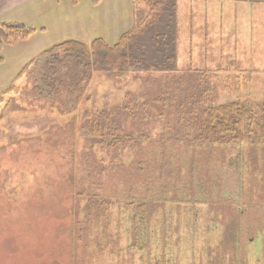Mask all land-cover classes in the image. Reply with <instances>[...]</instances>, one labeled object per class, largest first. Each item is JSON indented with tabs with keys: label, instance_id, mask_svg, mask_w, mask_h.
Returning a JSON list of instances; mask_svg holds the SVG:
<instances>
[{
	"label": "rangeland",
	"instance_id": "obj_1",
	"mask_svg": "<svg viewBox=\"0 0 264 264\" xmlns=\"http://www.w3.org/2000/svg\"><path fill=\"white\" fill-rule=\"evenodd\" d=\"M174 3L176 12L164 9L143 43L149 49L154 46L153 35L164 29L167 17L174 12L177 64L172 74L189 77L175 92L197 90L194 81L202 77L217 86L221 101L264 100V2ZM148 7L149 3L143 0H35L22 9L0 10V22L34 29L27 38L4 45L0 53V264H264V146L246 151L249 146L243 143L241 162L237 163L240 166L223 169L224 177L239 188L238 200L235 194L233 200L223 198L226 196L219 186L215 188L218 193L210 192L215 202L209 203L206 190L198 187L193 198L197 204L181 199L184 212L176 222V209L171 212L167 207V215L172 213L175 219L170 220L173 224H166L167 218L161 225L156 218H147L151 234L143 245L132 229L135 213L131 203L136 204L143 197L138 189L143 188V179L151 174L148 161L152 163L151 178H157L156 184H164L167 178L172 184L179 160L186 157L181 147L178 154L174 151L175 140H180L174 138L171 130L167 131L169 140L166 136L161 139L167 127L156 116L159 108L151 105L154 119L145 125V130L154 131L159 139L142 142L136 153L130 147L123 150L125 164L121 169L97 173V165L112 163L100 147H89V139L67 128L71 108L60 101L53 107L33 96L42 59L35 62L44 52L75 38L85 42L102 38L114 45L125 32L147 18ZM222 60L226 66L221 67H229L230 73L236 74L227 78L234 80L231 84L238 85L237 77L240 80L241 76H248L247 82H240L243 90H222L226 78L216 74L220 72H210ZM244 68L247 72L242 71ZM149 77L160 82L171 78L156 70L97 73L76 92L75 113L79 116L85 109L118 106L128 91L147 96L152 92L159 94ZM66 132L70 134L66 136ZM144 147L148 149L144 151ZM223 151L232 152L229 156L233 157L238 148L220 146L210 156ZM150 152L162 158L154 160L153 156L147 161ZM139 159L145 171L134 174L133 182H128L127 177L116 188L117 173H129ZM157 163L162 170L158 177ZM139 181L141 184L135 185ZM72 183L75 192L70 194ZM130 189L133 194L126 195ZM96 192L98 197L94 196ZM190 208L196 211L191 212ZM234 222L240 223L239 231ZM166 226L171 228L169 233L178 231L176 239H166ZM166 252V259H161Z\"/></svg>",
	"mask_w": 264,
	"mask_h": 264
},
{
	"label": "trees",
	"instance_id": "obj_2",
	"mask_svg": "<svg viewBox=\"0 0 264 264\" xmlns=\"http://www.w3.org/2000/svg\"><path fill=\"white\" fill-rule=\"evenodd\" d=\"M143 1L150 5L148 7L149 15L138 26L125 32L116 44L109 45L102 38L94 39L91 42L67 40L44 52L35 62L38 63L42 59L37 70V84L33 86L32 90L34 91L33 96L37 99L46 100L47 102H45L53 107L60 101L65 107L74 111V113L71 110L68 111L71 115V121L67 128H71V133L74 134L76 131L89 139V147H100L106 152V158L109 157L112 163L104 167L97 165L96 168L100 170L97 173L110 172L116 168L121 169L120 167L125 164L123 150L130 147L134 150L133 153H136L140 148L139 144L142 142H154L155 139H159L155 138L154 131L152 133L145 130V125L154 119L151 114V105H156L159 108V110L156 109V116L167 127L166 130L162 131L161 139L166 136V139L169 140L171 137L167 131L171 130L174 138L178 137L180 140H175L174 143H177V147L174 151L178 154L182 148L186 157L179 160L177 164L179 171L172 184L167 178L164 184L159 185L154 182L157 178H151L154 171H152V163L148 160H153V156L154 160L162 157H156L155 152L154 155L150 152V158L147 161L148 170L151 174H147L143 179V188L138 189V194H142L143 197L138 203H131L135 213L132 229L135 231L136 240H140L144 245L146 241L150 240L151 234L148 233L150 230L146 226L148 217L149 219L151 217L156 218L160 225L165 223V218L168 220L166 224L172 223L171 221L175 219L176 222L178 217L182 215L181 212H184L181 209V199H186L188 204H197L193 198L196 191L199 190L198 187L206 190L205 198L207 201L209 198V203L215 202V199L210 198V192L218 193L215 188L221 186L219 182L224 177L225 167L229 170V168L240 166L237 163L241 162L240 156L244 151L242 144H248L249 147L246 148V151L249 148L255 150L258 146H264V100L260 103H254L245 98L221 101L217 86L210 80H203L202 77H198L197 81H194V84L198 86L197 90L176 93L175 91H180L182 86L186 84V78L189 77L181 75L182 73L172 74L177 64V38L174 26L176 16L174 12L167 17L168 22L164 29L153 35L152 40L155 44L152 46L153 48L150 47L149 49V45L145 46L143 43L144 36L158 22L164 9L167 8L176 12V5L174 0L170 2L168 0ZM233 1L264 2V0ZM33 30L31 27L19 23L0 22V53L4 45L27 38ZM142 66L144 69L138 68ZM76 68L79 70L78 73ZM149 70L166 72L171 76L168 82L166 80L160 82L155 77H149L156 85L154 87L156 92L160 90L159 94L154 95L155 92H152L147 96L128 91L124 95L123 103L118 106L89 108L85 109L79 116L76 114L77 96L75 94L82 90L81 84L89 82L95 74L110 73L117 75L130 71L138 74L141 71L144 73L148 71L149 73ZM190 78L193 79V77ZM176 85L180 86L176 89L172 88ZM174 125L176 127H173ZM127 129L132 130V132H128ZM70 132H66V136ZM70 139L72 140L71 137L68 140ZM229 145L238 148L235 155L238 159L235 156H229L232 152L224 151L210 156L213 150H217L220 146ZM164 148L166 147L164 146ZM145 149L148 148L144 147V151ZM72 152L71 157L74 156ZM112 153L116 154L111 156ZM158 155H162V153ZM157 166L160 165L157 163ZM157 169L156 176L160 174L159 170L162 172L160 167ZM129 170H131L129 173L128 171L117 173L115 176L116 188L127 177L130 179L128 182H133L135 180L134 174L145 171L142 160L139 159L134 162ZM170 176L171 178L174 177L171 174ZM179 176L180 178H178ZM138 184H141V181L135 185ZM209 184L210 191L208 189ZM72 187L69 191L70 194L75 192V188ZM133 192L134 190L130 189L125 194L132 195ZM94 196L98 197L99 195L96 192ZM219 198L221 199L220 195ZM167 207H170L171 212L176 209L177 218L174 219L173 217L172 219V213L167 215ZM190 211L195 212L196 210L190 208ZM234 223L238 226V228L235 227V230L239 231L240 226L238 224L240 223ZM170 229L166 226V232L169 234L166 239H172L174 236L176 239V235H179L178 231L169 233ZM162 231L165 232L164 229ZM165 254L162 253L161 259H166L164 256H167V252ZM158 256L156 258L159 259Z\"/></svg>",
	"mask_w": 264,
	"mask_h": 264
},
{
	"label": "crops",
	"instance_id": "obj_3",
	"mask_svg": "<svg viewBox=\"0 0 264 264\" xmlns=\"http://www.w3.org/2000/svg\"><path fill=\"white\" fill-rule=\"evenodd\" d=\"M33 1H35V0H0V10H2L1 12H3V10L4 11H8V10L17 9V8L22 9L23 6L26 3H32ZM245 2H250V1H245ZM254 3H261V2H254ZM68 40H79V41H83L81 39H76V38L75 39H68ZM231 64L232 63H230V64L228 63V65H230V66H231ZM221 65H225L226 66V64L223 63V60H222L221 64H218L217 67H215V65H214L213 66V69H211L210 72H220V73H216V74H223L224 75V78H226V83L225 84L228 86V88L226 87V85H224V87L222 88V90H224L226 92H228V91L231 92L232 89H236V92H237V90L238 91L239 90H243L242 88H239L241 86L240 85V82L241 81L242 82H247L248 81V76H245V77L244 76L243 77L241 76V79L240 80L237 77L238 85H236L235 83L231 84L230 81L233 80V79H227V78L228 77L231 78V76L236 75V74L235 73L234 74L233 73H230V70L231 69L229 70V67H223V66L221 67ZM206 70L209 72V69L208 68ZM235 70L236 69H234L232 71H235ZM242 71H246L247 72V69L244 68V69H242ZM238 76H239V74H238ZM233 82H234V80H233ZM244 90H245V88H244ZM238 96H242V95L241 94H238Z\"/></svg>",
	"mask_w": 264,
	"mask_h": 264
},
{
	"label": "flooded vegetation",
	"instance_id": "obj_4",
	"mask_svg": "<svg viewBox=\"0 0 264 264\" xmlns=\"http://www.w3.org/2000/svg\"><path fill=\"white\" fill-rule=\"evenodd\" d=\"M223 179L224 180H222V182H221V191L222 192L224 191L223 193L226 196L223 198L233 200L232 196L235 194L236 195L235 200H238L237 197L239 196V188L237 186H235L231 181H228V179H226V176L223 177ZM215 191H216V189H215Z\"/></svg>",
	"mask_w": 264,
	"mask_h": 264
}]
</instances>
